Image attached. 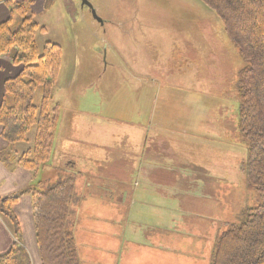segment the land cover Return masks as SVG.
Segmentation results:
<instances>
[{
	"label": "rangeland",
	"instance_id": "1",
	"mask_svg": "<svg viewBox=\"0 0 264 264\" xmlns=\"http://www.w3.org/2000/svg\"><path fill=\"white\" fill-rule=\"evenodd\" d=\"M82 1L75 0L74 11L67 12L68 21L57 11L42 12L35 18L31 12L39 6L24 2L33 20L47 31V36H43L46 31L36 35L38 52L47 41L62 48V64L49 105L50 110L58 105L60 112L59 123L52 131L51 155L57 156L59 139H75L76 135H71L73 127L81 134L95 131L103 139L96 146L95 157L94 147L85 140L81 141L80 153L91 157L84 160L76 152L69 153L77 160L71 175L63 176L50 158L37 174L27 171L30 185L12 196L31 198L26 192L29 189L42 192L74 176L75 196L68 222L75 234L79 264H211L219 236L238 226L248 210L262 204L246 178L248 143L237 125L236 81L244 63L221 21L199 0H88L96 18ZM10 14L8 20L16 32L21 20L16 13ZM9 56L12 62L13 53ZM41 96L37 88L34 105L39 104ZM4 99L11 106V98ZM132 102L140 105L129 113L133 121L138 116L137 120L143 122L142 114L164 117V128L189 138L184 140L187 145L214 148L212 158L224 168L197 175L208 181L207 201L197 191L193 193L195 188L188 190L197 200L167 194L158 204L152 197L150 204H142L141 198H130L136 186L129 185L128 180L138 181L137 173L111 170L121 165L125 150L121 141L116 143L110 136L123 119L117 107ZM147 121L144 127L155 132L157 124L150 120L148 125ZM198 131L215 133L214 141L207 142ZM34 135L33 128L27 141L10 146V166L30 150ZM156 136L153 133V138ZM150 145L165 149L169 155L163 140L155 138ZM198 149L201 152L202 148ZM198 157V153L192 156ZM110 159L115 165L110 166ZM114 181H122V188L115 187ZM137 189L139 192L141 187ZM3 192L0 182V194ZM15 205L0 207V217L13 230V245L19 244L31 263L15 238Z\"/></svg>",
	"mask_w": 264,
	"mask_h": 264
},
{
	"label": "trees",
	"instance_id": "2",
	"mask_svg": "<svg viewBox=\"0 0 264 264\" xmlns=\"http://www.w3.org/2000/svg\"><path fill=\"white\" fill-rule=\"evenodd\" d=\"M223 24L228 39L237 49L244 66L237 74L239 95L238 130L247 141L245 174L262 204L245 213L238 226L223 232L215 247L211 264H264V0H199ZM21 23L12 31L10 20L0 23V57L12 56L20 67L16 77L3 84L5 96L12 100L0 105V137L9 146L27 141L34 128L32 146L15 165L37 174L51 158L52 131L58 122V108L49 109L53 88L61 67L62 50L47 42L41 53L35 39L44 33L27 12L24 1L0 0ZM13 51V52H12ZM41 99L34 105L36 89ZM8 152L0 160L10 165ZM33 210L35 244L40 264H79L76 243L68 222L70 204L75 196V178L67 176L40 192L28 191ZM19 196L0 198V207L16 203ZM15 238L18 227L15 219ZM0 264H31L22 248L13 245L0 254Z\"/></svg>",
	"mask_w": 264,
	"mask_h": 264
},
{
	"label": "crops",
	"instance_id": "3",
	"mask_svg": "<svg viewBox=\"0 0 264 264\" xmlns=\"http://www.w3.org/2000/svg\"><path fill=\"white\" fill-rule=\"evenodd\" d=\"M16 1H25V0H16ZM32 2L33 7L36 5L39 8H35L32 10V15L36 18V15H40L42 12L45 13H53L55 11L58 12L61 19L68 21L69 15L67 12L74 11L75 0H29ZM49 2V3H47ZM48 7L45 9L44 7ZM37 10V11H36ZM36 11V12H35ZM63 15V17H62ZM11 18V14L9 9L4 4H0V23L7 21ZM39 24V23H38ZM40 25V24H39ZM46 31V30H45ZM43 36H47V31ZM51 42V41H47ZM58 45V44H57ZM59 46V45H58ZM62 49V48H61ZM62 64V57H61ZM19 68L12 64L11 57L2 56L0 57V105L4 102V89L3 84L6 80L13 78L19 73ZM14 75V76H13ZM55 88V87H54ZM53 88V90H54ZM53 92V91H52ZM127 92H129L127 90ZM52 100V95H51ZM141 96V103H142ZM51 102V101H50ZM7 103V102H6ZM120 107H117V111L121 109V113L118 115L123 119H120L121 122H117L118 126L117 130L111 134L110 138L114 140L116 143L121 141L123 146V150H125L124 160L120 161V166H112L114 160H109L110 166H112L111 170L113 171H125L127 172H135L137 173L138 181L128 180L130 183L136 186V193L130 195L132 200L134 198H141L142 204L149 203V197L156 199L157 204L160 202L161 198L167 197H180L185 199H194L192 198L190 190L188 188H195L193 193L197 191V193L201 196L202 199L207 201L208 193L205 191L208 187V181H203L197 178L198 172L202 171L204 173L217 172L220 169L224 168L222 164L215 163L212 158V150L214 149L212 146L209 147L210 154H208V147L204 145L198 146L202 148L201 152L197 146L191 147V145H187L184 140H189V138L185 137L181 134L170 133L167 131L163 123H165V118L161 117L159 119H155L154 116H144L142 114L141 119L143 122L138 121V116L136 120L129 116V113H132V109L134 107L140 106L139 104L135 105L133 102L131 104L122 103L119 104ZM128 106L131 107V110H128ZM58 108L59 106L55 105ZM54 107V108H55ZM77 108V106H76ZM81 112V110H78ZM60 115V112H59ZM151 118V119H150ZM148 120V121H147ZM150 120H152V124H157L155 132L150 130L151 127H144V121H147V124H150ZM204 122H208V118L204 119ZM59 123V116L58 122ZM120 124V125H119ZM135 125V126H134ZM127 128H130V131H126ZM125 129V130H121ZM71 135H76L74 138L67 139L62 137L59 139L58 144L55 145L56 148V157L51 155L50 163L59 168L58 170L62 172L64 175H71V172H75L73 169L76 167V158L70 156L69 153L76 152L80 154L81 157L85 160L87 157H91V154L86 155L83 151L80 153V144L81 141L85 140L90 143L91 146L94 147L92 156L95 157L97 149V145L99 146L101 137L100 133H88L81 134L77 131L76 127L72 129ZM189 130L185 128V132ZM207 132H197L201 133L202 137H206L207 142H212L215 139L216 134L209 131ZM152 133V135H151ZM153 133H156V139H161L165 143L168 144L169 155L166 153L165 149L154 148L151 147L150 141L153 139ZM209 136V140L207 139ZM84 137V138H82ZM53 145V143H52ZM117 144V146H120ZM77 148V149H76ZM206 148V150H205ZM11 147L2 140L0 137V152L10 151ZM166 153V154H165ZM198 153L200 158H192L193 154ZM150 156H154V158H150ZM172 156V157H171ZM197 156V155H195ZM85 157V158H84ZM205 158V159H203ZM12 166L4 164L0 160V182L3 183V189L5 192L0 194V197H9L12 196L14 192L21 190L24 187H28L30 185V173L18 168L15 165V161L11 163ZM108 165V163H107ZM115 165V164H114ZM222 165V166H220ZM207 178V177H206ZM210 179H213L210 177ZM115 187L122 188V181H114ZM184 183L186 187L184 186ZM129 185L127 187H129ZM141 187L138 192L137 188ZM165 188L173 189V191L165 192L162 191ZM186 188V190H183ZM197 189V190H196ZM203 189V191H202ZM123 196V194H121ZM192 200V201H194ZM152 201V200H151ZM152 203H154L152 201ZM155 205V204H154ZM13 217L17 222L18 227V241L23 246V248L27 251L32 264H40L36 244H35V235H34V227H33V210L31 198L25 196L22 198L18 197L16 201V205L13 207ZM74 234V233H73ZM75 238V234H74ZM76 250L77 249V242ZM13 246V230L10 229L7 224L0 217V254L6 252ZM21 247V246H20ZM78 254V253H77Z\"/></svg>",
	"mask_w": 264,
	"mask_h": 264
},
{
	"label": "water",
	"instance_id": "4",
	"mask_svg": "<svg viewBox=\"0 0 264 264\" xmlns=\"http://www.w3.org/2000/svg\"><path fill=\"white\" fill-rule=\"evenodd\" d=\"M82 6H86V7H88V8L91 10V13H92L93 17L96 18V17H95V11H94L93 8L91 7V5H90V3H89L88 0H83V1H82ZM97 21L100 23V25H103V22H101L100 20H97Z\"/></svg>",
	"mask_w": 264,
	"mask_h": 264
}]
</instances>
